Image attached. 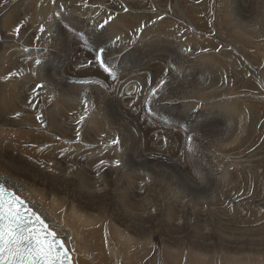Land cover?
Here are the masks:
<instances>
[{
	"label": "bare ground",
	"instance_id": "6f19581e",
	"mask_svg": "<svg viewBox=\"0 0 264 264\" xmlns=\"http://www.w3.org/2000/svg\"><path fill=\"white\" fill-rule=\"evenodd\" d=\"M235 1L0 0V181L16 189L21 197L39 211L58 236L67 240L78 264H109L113 256L109 239L118 238L115 227L131 228L135 231V237L141 238L139 231L142 225L137 220L142 221L143 214L140 215V211L148 203L151 204L146 213L149 221L155 218L156 210L172 215L168 206L155 205L149 201L139 202L143 200L140 199L142 189L139 181L142 176L139 177L135 167H143V160L137 158L140 153H161L170 159L167 155L173 157L176 150L183 152L180 143L184 142L182 138L185 132L187 137L188 132L182 126L185 127L188 113L193 110L198 113L191 125L200 131L209 127L204 122L205 116L216 122L211 124L212 128L224 125L228 120L230 122V118L239 119L238 130L242 132H239L232 145L229 146L230 142L226 139L220 144L216 141V144L211 141L207 144H211L213 149L215 147V151L210 154L214 169L221 168L223 163L232 165L234 170L230 172L227 169L225 173L235 175L234 181L241 184L244 182L241 178L248 175L254 178L252 173L258 176L257 167L264 166L263 149L254 147L259 139L255 137L259 125H255L257 115H264V110L256 113L254 106L252 108V105L249 107L244 103L254 95L248 92L243 94L244 97H239L234 89H223V85L221 89L215 90L212 89V83L199 80L209 68L213 72L214 68L220 69L219 66L223 68L224 65L225 68L226 65L230 69V65L234 64L233 54H228L229 50L225 51L226 44L223 45L226 53L217 54L218 51L209 49L213 40L216 42L218 38L224 43L234 40L248 46L251 57L259 58L258 63L261 65L258 69L256 67L257 71L264 74V10L259 12L256 9L264 8V4L261 0H241L243 3L248 2L240 5L239 10L243 15L250 8L251 13L255 10L258 16V26L255 23L256 27L251 28L252 25H249L247 29L242 20L235 16L238 10ZM64 9L93 12L90 45L80 46L76 43L70 24H63L59 28L56 12H63L61 10ZM215 12H218L217 15ZM207 13H211L214 21L210 19V14L206 17ZM205 18L212 21L214 26H209L203 20ZM192 23H196L198 29ZM208 35L215 38H209ZM114 37H119L120 41L116 42ZM59 45L67 52V56L63 57L64 63L61 65L58 59L50 58L46 68L40 70L38 55L60 56ZM90 47H98L95 51L105 49L102 53L103 62L101 56L96 59L97 55L92 53ZM107 48L113 49L111 54ZM89 60H93L90 66L86 63ZM84 77L96 80L101 85L82 84L81 79ZM248 110L250 113H247ZM251 111L256 114L248 122L247 114L251 115ZM130 123L139 129H132ZM260 131L263 135L264 122ZM147 158L145 168L167 171L164 166L169 163L149 155ZM212 172L209 171L210 174ZM230 174H225L228 181ZM183 178L186 179L185 175ZM231 178L230 181L233 180ZM221 179H224V175ZM197 190L196 195L199 192ZM180 194L185 195L184 192ZM233 195V199L238 197H235V193ZM238 200L244 201L247 206L253 205L251 196ZM74 201L79 203L75 204ZM99 201L102 213L93 215L91 223L74 219L81 228L64 214L75 213L76 209L82 211L85 207L97 205ZM55 202L59 203L58 208L54 206ZM127 203L132 204L130 211L126 207ZM257 203L263 202L260 200ZM114 211L117 217L111 222L110 215ZM77 229L83 237L78 235ZM165 238L158 239L162 247L171 242L169 236ZM133 247L140 249L138 243H134ZM167 257L171 264H176L174 255ZM199 261L193 259L191 264H199Z\"/></svg>",
	"mask_w": 264,
	"mask_h": 264
},
{
	"label": "rangeland",
	"instance_id": "374dc122",
	"mask_svg": "<svg viewBox=\"0 0 264 264\" xmlns=\"http://www.w3.org/2000/svg\"><path fill=\"white\" fill-rule=\"evenodd\" d=\"M110 1L115 2V0H110ZM199 2L201 3V1H199ZM261 2L264 4V0H261ZM242 3L243 2H241V0L235 1V5L238 6L237 11L239 12L238 13L236 11V14H235V16L237 15L236 18H238L239 20H242V23H244L243 25L246 26V28L249 25L250 26L252 25L251 28L256 27L255 25L258 26V16L256 15V11L254 10L251 13L250 8L249 9L247 8L246 14L243 15L242 12H240V10H239L240 7L242 6L241 5ZM52 4H54V3L52 2ZM243 4L244 5L248 4V2L243 3ZM119 6H121V4ZM62 9H63V7H62ZM256 9L259 12H263V10H264V8H258V7H256ZM61 11H63V12H56L57 24H58L59 28L63 24H70L73 27V31L71 34L73 36V39L76 41V43L80 46L81 45H90L91 44L92 14H93V12L77 11V10L68 11L65 9L61 10ZM216 13H218V12H215V14ZM207 14L208 15H206V17L209 16V14H210V16H209L210 19L212 21H214L213 19H215V18H213V17L211 18V13H207ZM212 14L215 15L214 13H212ZM238 15L241 16V18ZM202 16H204V14H202ZM250 19H252V21ZM203 20L206 21L209 26L210 25L214 26V23L212 21H210L209 19L206 20V18H205ZM192 21L193 20H191V22ZM254 21H256V22H254ZM239 22H241V21H239ZM192 24H194L195 29H198V27L196 26L197 25L196 23H192ZM195 29H192V31L194 30V32H197V30H195ZM197 33H199V32H197ZM215 33H217V32L215 31ZM208 37H209V35H208ZM209 38H215V36H210ZM114 39L116 42L120 41L119 37H114ZM227 39H228V37H227ZM116 42H115V48H117ZM213 42H214L213 45H210L209 49L213 52L218 51L217 54H222L220 52L226 53L229 50L227 53L231 54V55L233 54L232 58L235 60L234 64L230 65L231 66L230 69H229V66H226V65H225V68H224V65H223V68H222V66H219L220 69H218V67H217V70H216V68H214L213 72H211L212 68H209L210 70H208V69H207L208 71L205 70V72H206V73L204 72L205 76L203 77V75H204V73H203V75L200 76L199 80L201 82H204V83L207 82V84L212 83V85H213L212 89H215V90H217L219 88L221 89L222 88L221 86H223V85H224L223 89L224 88L225 89H234V91H236L238 93L239 97H244V95H243L244 93H248V92L250 93L251 92L250 94H253L254 97L251 99L248 98L246 100L247 102L245 101L244 103L247 104V106H249V107H251L250 105H252V108L254 106L256 108V109L254 108L256 113H258L259 111H262L261 109L264 110V103H263L264 102L263 101V99H264V74L262 75L261 72L257 71V69L260 68V65H261V64L259 65V63H258L259 58L256 57L253 59L251 57L250 50H249L248 46H246L240 42H235L234 40H231V41H229L231 44L229 42L224 43L219 38L217 39L216 42L214 40H213ZM214 44H216V45H214ZM220 45L221 46L225 45V47H227V49L224 46H223V48H221ZM232 45H233V47H232ZM69 47H72V49H73V46L70 45ZM99 47H101V46H99ZM218 47H220V48H218ZM91 48L93 49L92 53L95 52L97 55L96 59H99L98 56H101L100 60H101V62H103V60H102L103 54L102 53H104L105 49L101 48V50L99 49L100 51L99 50L95 51L98 47H96V48L90 47L89 49L91 50ZM60 49H61V52H60L61 55L60 56H57V55L51 56V55H47V54H39L38 55L39 61L37 62V65H39V63H40V70H43L44 68H46V64L50 58L58 59L59 63L61 65L64 63L63 57L67 56V52L65 51V49L62 46H60ZM242 49L245 50V52L244 51L241 52ZM107 50H109L108 52L110 54H111L110 51L111 50L113 51V49H111V48H107ZM229 52H231V53H229ZM246 52L249 54V56H247L248 54ZM192 57H195V56L192 55ZM112 58H114V54H112ZM235 58H237V59H235ZM103 59H104V57H103ZM92 61L93 60H89L88 62H86L87 65L90 66L92 64L91 63ZM235 63H238V64L235 65ZM190 65H192L191 61H190ZM238 65H240V66H238ZM233 66H235V67H233ZM237 67H239V68H237ZM256 67H257V69H256ZM223 69L226 71H224ZM219 71H220V73H219ZM240 71H242V74H240L241 73ZM227 72H229V73H227ZM207 73L209 76L210 75L211 76L210 77L208 75L206 76ZM226 73H227V75H226ZM258 74H260V75H258ZM60 75H61V73H59V75H58L59 78L61 77ZM239 75H240V77H239ZM228 76L230 78L229 80H228ZM232 76H234V77H232ZM255 76H257V77H255ZM220 77H221V79L219 81ZM243 77L244 78L246 77V79H244ZM84 78L81 79L82 84H84V83H91V84L97 83L98 85H101L96 80L92 81L91 78H88V77H84ZM235 78L236 79L239 78L238 81ZM242 78L244 81L242 80ZM216 79H218V80H216ZM253 79H255V80H253ZM225 80H227V81H225ZM239 80H240V82H239ZM247 80H248V83L246 82ZM236 81H237V83H236ZM241 81H243V82L241 83ZM249 81H251L252 83L251 82L249 83ZM226 82L228 84H226ZM231 82L233 83V85ZM253 83H254V85L252 86ZM237 84H239V85H237ZM58 86H59V82H58ZM60 86H62V85L60 84ZM121 86H123V85L121 84ZM217 86H218V88H216ZM252 87H254V88H252ZM125 88H123V89H125ZM257 93H258V95H257ZM261 106H262V108H261ZM193 112H195V113H193ZM191 113H193L194 115H192ZM197 113L198 112L196 110H193L192 112L188 113L189 114L188 115L189 117L187 120L188 125L186 123V125H185L186 128L184 126H182V128L184 130H187V132L189 133V134L187 133V137H186V132H185V136L182 138V140H184V142L180 143V145H181L180 148L183 150V152L176 150L174 152L175 154L173 155V157L167 155V157H170V159L165 157L166 154H164L165 156H163V155H160L161 153H159L158 155H155V154H151L150 152L146 155H144L143 153H140L139 156L137 157V158H140L143 160V167H139V166L135 167V169L137 171H139V177L142 176L139 181H140L141 189H142V192H141L142 195L140 196V199H143V200H139V202L140 201H149L150 203H154L155 205L159 204L161 206L162 205L168 206L172 210V215H166V214H163L161 211L156 210L155 211V218L152 221H149V217L146 213H147L148 208L151 206V204L148 203V206L144 210H142V211L139 210L140 215L143 214V216L141 217L142 221L137 220L139 222V224L142 225L140 228V231H139L140 235L142 236L141 238H139V239L136 238L135 237V231L131 228H126L123 226L115 227L114 230L117 233L118 238L117 239H113V238L109 239V249L111 250V252H113V256L110 258L109 264H171L168 260L167 255H169V256L174 255L176 264H180V263L181 264H191L192 260L196 259V258H197V260H200L199 264H264V201H263L264 200V166H261V168L257 167L259 169V171L257 172V175L258 176L261 175L263 177V181H261V183L259 182V180L262 177L261 176L258 177L252 173V175H254L253 176L254 178L250 177L249 175L247 177L245 176V178L240 179V180H243L244 182H242L241 184H237L234 181V180H236L235 175H231L230 173H225V170H227V169H228L227 171H230V172H232L234 170V167L232 165L230 166V164H228V163H223L225 165L224 167L222 164L221 165L222 167L219 166L221 168L214 169L212 166V162H211V160L213 158H211L210 154L213 151H215V147L213 149L210 147L211 144L210 145H207V144H209L211 142H213L214 144H216V142L220 144L222 140L226 139V141L228 143L230 142V144H228V145L229 146L232 145L234 143L235 139L237 138V136L242 132L241 130H238V128L240 129V122H239V119L235 120V119L230 118V122L228 120L226 124L212 128L211 124L213 125L216 122L212 121V119L206 118V116H205L204 122L207 125H209V127H208V129L201 130V131H203V132H201L200 129H198V130L195 129L196 126L194 127L191 125L192 121L196 120ZM247 113H250L249 110L247 111ZM254 113L255 112L252 113V111H251V115L247 114L248 115V120H247L248 122L251 120V116H254L256 114V113L255 114ZM257 117H258V120L255 123V125H258V124L259 125H258V127H256L257 128V133H256L257 135H255V137L257 139L259 137V139L255 143L254 147H256L255 149L262 148L263 149L262 151L264 152V142H263L264 141V136H263L264 132L262 135V131H260L262 128L263 122H264V115L259 114V115H257ZM129 126L132 127V129L134 127V130L139 129L138 126H132L131 123L129 124ZM225 126H227V127H225ZM192 127L194 129L191 130ZM220 130H221V134L219 133ZM197 131H198V133H197ZM212 131H214V132H212ZM209 132H211V133L209 134ZM217 133H219V134L216 135ZM183 134H184V131H183ZM194 135H196V136L198 135V137H195ZM211 136H212V139H211ZM185 140H187V141H185ZM209 141H211V142H209ZM185 142H186V144H185ZM199 144H201V145H199ZM203 144H205V145H203ZM196 148L197 149L199 148V150H197ZM193 152H197V153H193ZM261 154H264V153H261ZM148 155H149V157L155 158V159L160 160V161L164 160L163 163L164 162L169 163L168 165L164 166V168H166V170L168 172L169 171L170 172L168 173L167 171H163V170L162 171L161 170H157V171L155 170L154 171V169H152V168H145L144 165L148 164V162H147V159H148L147 156ZM124 156H126V155H124ZM178 156H180V157H178ZM187 157H189V159H187ZM174 158H175V160H173ZM185 160H187L189 164L184 163ZM180 162H181V164H179ZM182 163H184L186 166H184ZM202 163H204V165ZM206 163H208V165ZM209 163H211V164H209ZM190 164L192 165V167ZM205 165L208 166L209 168L206 167ZM172 169H174V170H172ZM218 169L219 170L222 169V170L219 171ZM184 170H185V173H184ZM209 171L210 172L214 171V172H212L211 173L212 175H211L209 173ZM128 172H129V168H127V173ZM146 172H148L149 175ZM156 172H157V174H156ZM163 172H164V174H163ZM170 173L172 174V176L175 175V177L170 176L171 175ZM222 173H224L223 174L224 179H221V177L223 178V175H221ZM143 174H145L146 176H149L151 178H152V176H155V175L156 176L151 179L149 177H145V175L143 176ZM178 174H180V175H178ZM219 174H220V176H219ZM225 174H226V176H227V174H230L228 177L229 181L226 178ZM162 175H165L166 177L162 176ZM184 175H185L186 179L183 178ZM176 176H179V177H176ZM190 176H192V177H190ZM230 176L233 177L232 181H230L232 179ZM162 177H163V179H162ZM189 177H190V179H188ZM164 178H165V180H164ZM173 178L174 179L177 178V179L173 180ZM184 179H185V181H184ZM205 179L207 181L209 180L208 183H206L207 181ZM168 180H170V181H168ZM178 180H179V182L177 183L176 181H178ZM233 181L235 182L234 183L235 187H234V184H232ZM162 183H164V184H162ZM204 183H206V184H204ZM169 184H170V186H169ZM175 184H177L179 186V188L181 187L180 189H182V190H180L178 188V186ZM180 184H181V186H180ZM183 184L184 185L186 184V185L184 186ZM167 185H168V187H167ZM253 185H254V188H253ZM205 186H207V187H205ZM255 186H256V188H255ZM170 187H171V190L169 189ZM232 187H234L235 189ZM164 188H166V189H164ZM177 188L179 189V191ZM186 188L188 191L185 190ZM197 188L199 190H197ZM215 188H216V190H215ZM176 189H177L178 193H175V192H177V191H175ZM191 189H193L195 192ZM195 189L197 190V192L199 191L200 193L198 192L196 195ZM218 189H220V191ZM162 190H163V192H162ZM167 190H168V193H167ZM190 191H192V192H190ZM182 192H184L185 195L180 194ZM230 192H232V194ZM190 193H191V195H190ZM233 193H235V197L237 195H238V197L233 199V196H234ZM225 194L228 196H226ZM179 195H181V196H179ZM252 195H253V197H252ZM249 196H251L250 202H252L253 205L255 204L254 207H253V205L247 206L244 201L238 200L240 197H249ZM255 196H257V197H255ZM173 197H177V199L173 198ZM171 199L172 200L175 199L177 201H172ZM260 200L263 203L258 204L257 202H260ZM236 201H238V202H236ZM74 202H75V204L79 203V201H74ZM131 205L132 204H129V203H127V205H126V207L129 211L131 210ZM54 206H56L58 208L59 203L55 202ZM211 212H212V214H211ZM101 213H102V209H101V204L99 201V203L97 205L85 207V208H83L82 211H79L76 209L75 213H64V214H67L70 217L71 221L80 227L79 222H77V221L75 222L74 219H80L83 222L85 220H87L89 223H91L93 221V215H99ZM116 217H117V213H116V211H114L110 215L111 222H114L116 220ZM77 232H78V235L83 237V234L80 232L79 229H77ZM118 233H119V235H118ZM165 236H169L171 242L165 243L163 245L164 247H162V245H160L158 243V239L162 238L163 240H165L166 239ZM134 243L135 244L138 243L140 245V249L137 250L136 248H134L133 247ZM139 258H140V260H139Z\"/></svg>",
	"mask_w": 264,
	"mask_h": 264
}]
</instances>
